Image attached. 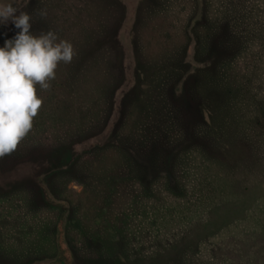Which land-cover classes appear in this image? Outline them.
<instances>
[{
  "label": "rangeland",
  "instance_id": "obj_1",
  "mask_svg": "<svg viewBox=\"0 0 264 264\" xmlns=\"http://www.w3.org/2000/svg\"><path fill=\"white\" fill-rule=\"evenodd\" d=\"M4 2L74 55L0 157V264H264V0Z\"/></svg>",
  "mask_w": 264,
  "mask_h": 264
},
{
  "label": "clouds",
  "instance_id": "obj_2",
  "mask_svg": "<svg viewBox=\"0 0 264 264\" xmlns=\"http://www.w3.org/2000/svg\"><path fill=\"white\" fill-rule=\"evenodd\" d=\"M30 19L0 0V25L11 22L18 29L0 46V157L14 151L32 128L42 103L35 86L47 90L58 63H70L74 55L71 43L51 30L33 35Z\"/></svg>",
  "mask_w": 264,
  "mask_h": 264
}]
</instances>
